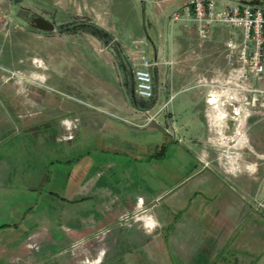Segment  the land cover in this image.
Instances as JSON below:
<instances>
[{
    "label": "crops",
    "instance_id": "1",
    "mask_svg": "<svg viewBox=\"0 0 264 264\" xmlns=\"http://www.w3.org/2000/svg\"><path fill=\"white\" fill-rule=\"evenodd\" d=\"M190 1L192 0H156L157 11L148 22L145 16L141 20H135L133 0H31V6L23 5L14 12L19 16V21L13 19L9 6L0 11V50L2 47L5 51L3 61H0V89L4 87L9 91L0 101V114L4 115L7 121L0 127V142L21 132L27 123L24 121L25 115L54 116L58 112L61 114V111H69V107L50 97V92L44 91V87L62 92V89L69 88L65 77L72 72L75 74L76 70L79 73L84 70V82L80 81L78 89L88 91L86 74L90 75L96 83L94 88L99 92L100 98L105 100V108L114 111L121 109L131 116H136L138 111L159 114L162 107L167 109L169 97L189 88L190 92L182 100H188L190 117L181 124V127L186 133L189 123L204 126V133L190 134L187 143L196 148L194 161L199 164L198 171L217 160L205 153V145L213 143L214 138L218 145L226 147V150L222 151V156L228 158L230 164L239 166L237 148L233 151L228 149L243 146L249 130L256 137L259 135V130L264 126V95L260 96L254 106L243 108L223 98L224 93L214 88L211 90V87L206 85L207 82L221 83L225 80L229 69L223 58L224 42L228 38L240 41L241 31L237 27L215 24L209 28L208 36L201 40L192 21L171 22L169 14L172 10ZM213 2L214 5L221 7L237 1L213 0ZM142 3L145 11L144 1ZM244 3L259 5L264 3V0ZM45 4L52 9L57 7L58 16L49 15L48 18L42 16L39 10L44 8ZM24 13L28 15L25 17ZM28 16H31V19L35 16L41 17L52 24V29L35 28L30 24L31 19L29 21ZM90 26L100 29L103 33H93ZM148 30H151L153 40L148 36ZM113 43H116V46ZM28 45L31 51L29 56L24 60L13 57L14 51L28 49ZM141 57L156 63L149 68L153 80L152 99L149 105L137 107L134 94L125 84L123 76L131 67L139 66ZM107 66L114 68L113 77L107 73L105 69ZM88 67L94 70L87 73L85 68ZM251 83L258 88H264V79ZM15 85L25 86L28 92L23 94L21 90L14 88ZM194 87L197 89L196 92ZM208 92H213L214 95L210 100H207ZM66 94L73 96L71 93ZM236 114L238 116H235ZM167 115L172 117L171 113ZM242 115L244 117L248 115L246 119L243 118L244 133L241 131ZM234 120L239 122L230 130L231 121ZM66 127L59 124L56 127L57 134L54 135L55 138L52 136L51 141L60 140V133L67 130ZM36 139L39 141L40 137L37 136ZM201 140L202 144H198ZM0 158L1 181H6L9 175H15L16 172L20 174L19 171L23 173L27 171L13 162L26 158L24 155L14 157L19 160H9L12 158L10 156ZM52 161L55 159L48 162ZM242 167L251 172L255 164L246 162ZM237 169L239 168H233ZM60 175L64 181H70L73 176L75 177L69 170L63 171ZM79 175L85 176V173ZM46 177L47 174L42 176L43 179ZM11 193L0 191V203L4 202L2 197L10 196ZM136 198H139L141 206L152 211L158 220L155 216L153 198L139 195H136L123 211L117 207L112 211L110 203L104 204V208L97 207L101 214L99 217L87 218L86 214H78L73 217L79 220L76 226L66 223L69 221V212L63 207L59 209L65 221L62 224L49 221L51 220L49 216H44L47 221L32 220V224L25 228L26 231L20 233L21 244L19 242L17 248H12L14 254L6 259V264H149L151 246L156 245L157 249L154 250L159 252L162 248L163 251L168 245L167 240H161L158 232L155 237L151 236L150 232L137 222L126 224L116 222L120 214L128 210L133 211ZM7 210L15 214V217L0 215V229L15 230L21 227L24 221L28 222L26 219H32L27 215L32 212L31 210L34 211L32 206L19 200L9 201ZM105 211L112 212H107L105 217L103 213ZM148 221L147 219L146 222ZM157 222L159 227L163 223L159 220ZM231 230L232 226L228 221L223 226L222 239L216 238L207 242L202 238L174 240L173 245L183 244L182 248L175 249V253H180L178 257L181 264H193V258L186 254L188 249H184V245H194V264H200L198 261H202L201 264H264L262 240H259V244L255 239L247 244L240 243L250 253L257 254L255 259L254 257L250 259L246 257L247 254L243 255L241 249L235 252L236 244L229 237ZM88 242L90 245L96 244L95 247L91 246L94 248L91 255L86 253ZM31 244L34 247H30ZM97 247L99 251L96 253ZM232 249L235 255H232ZM219 255H222L220 257L222 262L218 258ZM162 256L166 260V254L163 253Z\"/></svg>",
    "mask_w": 264,
    "mask_h": 264
},
{
    "label": "rangeland",
    "instance_id": "2",
    "mask_svg": "<svg viewBox=\"0 0 264 264\" xmlns=\"http://www.w3.org/2000/svg\"><path fill=\"white\" fill-rule=\"evenodd\" d=\"M142 1L145 3V11ZM235 1L244 3L251 0ZM133 2L135 20H141L145 16V20L150 21L158 8L156 0ZM30 3L31 0H0V11L9 6L13 19L19 21V16L14 12L23 5L31 6ZM215 7H218L217 4ZM39 13L46 18L49 15L57 17L59 14L57 7L52 9L46 4ZM129 15L131 16L130 12ZM147 34L153 40L151 30H148ZM113 44L116 46V43ZM27 48L14 51L13 57L24 60L31 54L29 45ZM3 52L5 51L1 47L0 61H3ZM133 68L123 76L125 84L132 92ZM105 69L113 77L114 68L107 66ZM91 70L94 68H85L87 73ZM83 72L84 70L80 73L76 70L75 74L72 72L65 77L69 88L62 89L63 93L44 87V91L50 92V97L69 107V111H61V114L58 112L54 116L25 115L24 121L27 123L21 132L0 142V157L10 156L12 158L9 160H19L14 157L24 155L26 158L13 162L19 164V168L27 169L25 173L19 171L20 174L16 172L15 175H9L6 181L0 179V191L12 192L10 196L2 197L4 202L0 203V215L15 217V214L7 210L9 201H23L34 209L27 215L32 219H26L28 222L24 221L21 227L15 230L0 229V264H6V259L14 254L12 248H17L19 242L21 244L20 233L26 231L25 228L32 224V220L37 221L49 216V221L62 224L65 221L59 209L64 207V210L69 212V221L66 223L74 226L79 223L77 218L73 219L74 216L86 214L87 218L99 217L101 214L97 207L104 208V204L110 203L112 211L116 207L123 211L136 195L153 198L155 216L163 222L162 225L158 226L153 212L143 208L139 198L135 199L133 211L128 210L120 214L116 222H137L150 232L151 236L155 237L158 232L161 240H167L166 250L162 251L161 248L158 252L154 250L157 249L156 245L151 246L149 264H181L178 257L180 253L176 254L175 249L182 248L183 244L173 245L174 240L202 238L207 242L216 238L222 239L223 226L228 221L232 226L229 237L236 244L235 252L241 249L244 256L247 254V258L255 259L257 254L250 253L240 243L247 244L255 239L259 244V240H262L264 248V126L259 130L257 137L249 130L243 146L228 149L233 151L237 148L240 167L230 164L228 158L222 156L226 147L218 145L214 138L213 143L205 145V153L217 160L198 171L199 164L193 158L196 148L187 143L190 134L204 133V126L189 123L186 133L181 127L190 117L188 100H182L190 92L189 88L177 92L172 97L167 93V109L162 107L159 114L138 111L136 116H131L121 109L114 111L105 108V100L100 98L99 92L94 88L95 80L90 75L85 73L88 91L78 89L80 81L84 82ZM206 85H212L214 89L219 90L218 82H207ZM15 86L14 88L21 90L23 94L28 92L25 86ZM196 90L194 87V92ZM7 93L9 91L4 87L0 89V101ZM245 93L249 100L251 94ZM151 99L143 102L134 95L137 107L149 105ZM250 109L252 111L253 107ZM168 113H171V118ZM247 116H240L243 133ZM4 121L5 116L0 114V127L5 124ZM231 122L230 130H233L239 121ZM59 124L68 129L60 133V140L51 141L52 136L55 138L54 135L57 134L56 127ZM37 136L40 137L39 141ZM202 142L201 140L198 144ZM50 159L55 161L48 162ZM246 162H254L253 171L248 172L242 167ZM234 167L239 169L233 170ZM68 170L74 173L75 177L64 181L60 174ZM83 172L85 176L79 175ZM44 174H47L45 179L42 178ZM112 211L103 213L106 217V213ZM196 226L200 228H194ZM90 244L87 243L88 255L94 253L92 247L96 246L95 243ZM30 247L34 246L31 244ZM184 249H188L186 254L193 258L194 264V245H184ZM233 249L231 253L235 255ZM163 253L166 254V260L162 256ZM198 262L201 264L202 261Z\"/></svg>",
    "mask_w": 264,
    "mask_h": 264
},
{
    "label": "built area",
    "instance_id": "3",
    "mask_svg": "<svg viewBox=\"0 0 264 264\" xmlns=\"http://www.w3.org/2000/svg\"><path fill=\"white\" fill-rule=\"evenodd\" d=\"M169 20L192 21L201 40L208 36L209 28L215 24L239 28L240 41L228 38L224 42L223 58L229 72L217 88L224 93L223 98L243 108L254 106L260 96L263 97L264 88L256 87L251 81L264 79V3L233 2L215 7L213 0H192L172 10ZM155 63L141 57L139 66L132 69L133 92L138 99L152 98L149 68ZM209 87L211 90L214 88L212 85ZM245 92L251 94L249 100ZM207 96L210 100L213 92H208Z\"/></svg>",
    "mask_w": 264,
    "mask_h": 264
},
{
    "label": "water",
    "instance_id": "4",
    "mask_svg": "<svg viewBox=\"0 0 264 264\" xmlns=\"http://www.w3.org/2000/svg\"><path fill=\"white\" fill-rule=\"evenodd\" d=\"M30 24L40 30L52 29V24L38 16L32 17Z\"/></svg>",
    "mask_w": 264,
    "mask_h": 264
},
{
    "label": "trees",
    "instance_id": "5",
    "mask_svg": "<svg viewBox=\"0 0 264 264\" xmlns=\"http://www.w3.org/2000/svg\"><path fill=\"white\" fill-rule=\"evenodd\" d=\"M90 30L93 32V33H103L100 29L94 27V26H90Z\"/></svg>",
    "mask_w": 264,
    "mask_h": 264
},
{
    "label": "flooded vegetation",
    "instance_id": "6",
    "mask_svg": "<svg viewBox=\"0 0 264 264\" xmlns=\"http://www.w3.org/2000/svg\"><path fill=\"white\" fill-rule=\"evenodd\" d=\"M18 10H19V9H18ZM19 12H22V11H19ZM23 15L26 17L28 14L24 13ZM30 19H31V16H28V20H29V21H30ZM193 158H194V155H193Z\"/></svg>",
    "mask_w": 264,
    "mask_h": 264
},
{
    "label": "bare ground",
    "instance_id": "7",
    "mask_svg": "<svg viewBox=\"0 0 264 264\" xmlns=\"http://www.w3.org/2000/svg\"><path fill=\"white\" fill-rule=\"evenodd\" d=\"M233 136V135H232Z\"/></svg>",
    "mask_w": 264,
    "mask_h": 264
}]
</instances>
